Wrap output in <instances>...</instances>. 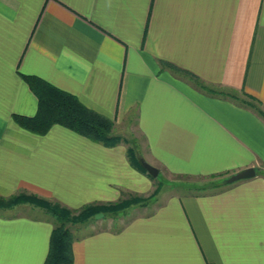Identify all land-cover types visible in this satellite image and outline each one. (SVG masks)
Returning a JSON list of instances; mask_svg holds the SVG:
<instances>
[{"label":"crops","instance_id":"0c3cea01","mask_svg":"<svg viewBox=\"0 0 264 264\" xmlns=\"http://www.w3.org/2000/svg\"><path fill=\"white\" fill-rule=\"evenodd\" d=\"M24 75L75 94L126 140L22 128L14 115L38 110ZM234 93L264 109V0H0V196L78 210L150 195L142 160L166 177L253 167L70 225L74 264H264V117ZM25 205L0 208V264L47 259L57 220Z\"/></svg>","mask_w":264,"mask_h":264},{"label":"trees","instance_id":"16d2710c","mask_svg":"<svg viewBox=\"0 0 264 264\" xmlns=\"http://www.w3.org/2000/svg\"><path fill=\"white\" fill-rule=\"evenodd\" d=\"M169 65L178 71L192 75L198 80L195 74L173 64L169 63ZM24 78L38 98V110L32 116L14 115V119L22 128L32 133L46 134L53 125L60 124L95 142L110 144L121 140V136L112 134L114 120L87 107L75 94L61 89L39 76L24 75ZM204 88L213 91L207 87ZM231 96L253 108L264 117V109L259 101L253 98L246 99L235 93ZM131 150L130 148V153ZM139 164L143 167L140 162ZM228 177L215 181L217 183L227 182ZM19 203H33L44 207L57 220V225L52 232L49 254L43 264H74L73 243L75 235L68 224L88 223L98 213H117L127 208L130 200L122 199L110 204H90L74 210L57 202L52 203L36 194L25 192L7 198L0 197V208L12 207Z\"/></svg>","mask_w":264,"mask_h":264},{"label":"rangeland","instance_id":"374dc122","mask_svg":"<svg viewBox=\"0 0 264 264\" xmlns=\"http://www.w3.org/2000/svg\"><path fill=\"white\" fill-rule=\"evenodd\" d=\"M126 127L127 126H125L124 129L129 133L130 129H129V127L128 128H126ZM130 133H129V135H130ZM119 135L122 137L121 140H126L125 138H123L125 133H121ZM119 135H117V136H119ZM133 144H132V146H133ZM133 148H135V147L133 146ZM133 148H131L132 149L131 151H133ZM139 149H140V147H139ZM138 150H136L137 154H138ZM129 151H130V149H129ZM138 156H140V155L138 154ZM218 178H219L218 176H214V177H211V176H201V177H190V176L166 177V176H162V175H158L157 177L153 176L155 188L153 189V191H152V193L150 195H148L147 197H144V196H131V197L124 198L125 200H130V204H129V206L127 208H125L123 210H120L117 213H105V214H107V215H111V214L122 215L121 213L128 211L127 209L132 208L134 205L144 204L145 202H148L152 198H155V196L162 190H168L169 192H172V190H174L176 192H182V191L199 192V191H203V190L204 191L211 190V189H214V188H213V186H210L209 184H211L213 181H215ZM213 184H215V183H213ZM0 197H2V196H0ZM134 197H136L137 199H132ZM49 201H51V200H49ZM51 202L53 203V201H51ZM21 204L23 206H26L25 204H29L30 208H32V209L36 208V209H40L41 212L42 211L48 212L44 207H40L38 205H34L33 203H19V204H16V205L12 206V207H6V208H14V207H16L18 205H21ZM32 209H30V210H32ZM30 212H33V211H30ZM135 212H137V209H135V210L131 209L130 211H128L126 213L133 215ZM49 214H51V213H49ZM96 216L102 217L103 213H98L97 215H95V217ZM95 217H93V218H95ZM70 225L71 226L72 225L80 226V223L68 224V226H70Z\"/></svg>","mask_w":264,"mask_h":264},{"label":"water","instance_id":"95a60500","mask_svg":"<svg viewBox=\"0 0 264 264\" xmlns=\"http://www.w3.org/2000/svg\"><path fill=\"white\" fill-rule=\"evenodd\" d=\"M143 167L154 177L159 175V169L152 164L148 163L146 160H142ZM256 175V170L253 167L247 168L241 172L231 175L227 178V182H234L240 179L250 178Z\"/></svg>","mask_w":264,"mask_h":264}]
</instances>
